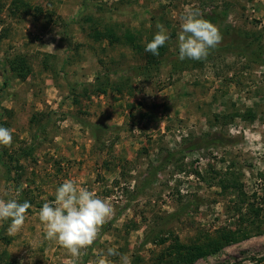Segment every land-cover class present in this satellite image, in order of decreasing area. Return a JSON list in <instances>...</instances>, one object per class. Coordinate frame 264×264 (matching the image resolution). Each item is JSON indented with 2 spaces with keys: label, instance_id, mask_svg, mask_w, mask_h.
I'll use <instances>...</instances> for the list:
<instances>
[{
  "label": "rangeland",
  "instance_id": "obj_1",
  "mask_svg": "<svg viewBox=\"0 0 264 264\" xmlns=\"http://www.w3.org/2000/svg\"><path fill=\"white\" fill-rule=\"evenodd\" d=\"M194 10L222 39L181 61ZM263 58L264 0H0V198L32 204L0 264H264ZM66 179L112 207L77 257L39 220Z\"/></svg>",
  "mask_w": 264,
  "mask_h": 264
},
{
  "label": "clouds",
  "instance_id": "obj_2",
  "mask_svg": "<svg viewBox=\"0 0 264 264\" xmlns=\"http://www.w3.org/2000/svg\"><path fill=\"white\" fill-rule=\"evenodd\" d=\"M181 31L178 35L179 59L202 60L209 55V50L215 48L222 36L216 25L202 17L198 10L187 13L182 18ZM159 30L146 45L145 51L159 55V48L169 39L163 24L157 23ZM13 132L0 126V145L11 146ZM22 191L17 189L16 196ZM32 204L19 199L0 198V221H11L7 227L8 235H15L25 224L27 212ZM112 214L110 203L99 197L95 191L82 187L73 179H66L57 187L55 199L45 202L39 210V220L44 226L45 238L56 241L66 249L72 257L81 254L94 243L100 226ZM120 255L121 264H129L126 254H119L114 248L107 249V253L98 256L90 264H109L107 257ZM23 264V261H21Z\"/></svg>",
  "mask_w": 264,
  "mask_h": 264
},
{
  "label": "trees",
  "instance_id": "obj_3",
  "mask_svg": "<svg viewBox=\"0 0 264 264\" xmlns=\"http://www.w3.org/2000/svg\"><path fill=\"white\" fill-rule=\"evenodd\" d=\"M263 60H264V58H263ZM2 153L0 152V160H1V162H2ZM197 249H201V247H196ZM203 254V252H198V253H194V255H192V257H194V256H199V255H202ZM191 258V257H190ZM192 259V258H191Z\"/></svg>",
  "mask_w": 264,
  "mask_h": 264
}]
</instances>
